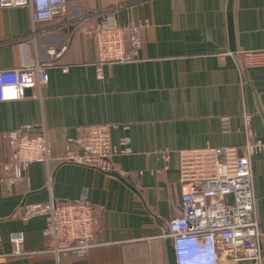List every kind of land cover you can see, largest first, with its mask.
<instances>
[{"label": "crops", "instance_id": "1", "mask_svg": "<svg viewBox=\"0 0 264 264\" xmlns=\"http://www.w3.org/2000/svg\"><path fill=\"white\" fill-rule=\"evenodd\" d=\"M111 13L141 26L133 61L99 64L95 38L76 27ZM236 51L264 49V0H234ZM67 50L41 88L0 101V170L12 157L8 133L47 130L53 157L24 178L0 174V264H155L168 262L169 221L179 213L182 156L207 147H242L244 114L264 140V66L239 69L228 27V0H68V15L34 22L28 7L0 5V69L32 63L51 46ZM236 59L240 55L235 54ZM62 66L68 70L63 71ZM99 72L101 76H99ZM231 117L224 129L221 117ZM111 125L130 139L114 171L66 163L68 139L88 125ZM264 264V153L252 161ZM87 195L101 207L97 244L59 260L45 252V218L24 220L27 205ZM23 232L27 254L10 256Z\"/></svg>", "mask_w": 264, "mask_h": 264}, {"label": "built area", "instance_id": "2", "mask_svg": "<svg viewBox=\"0 0 264 264\" xmlns=\"http://www.w3.org/2000/svg\"><path fill=\"white\" fill-rule=\"evenodd\" d=\"M2 7H28L34 22L55 20L68 15V0H0ZM78 23L77 29L96 40L99 64L133 61L141 47V26L120 24L111 13L98 21ZM68 45L51 46L44 56L19 67L0 69V101H16L25 96L26 88L43 87L49 80V69L58 66ZM239 54L236 59L235 54ZM239 69L264 66V49L229 52ZM67 71V66H62ZM99 76L101 73L99 72ZM245 142L242 147H207L182 156V182L179 213L169 221L166 234L173 242L176 264H262V232L257 214L252 171L253 157L264 153V140L251 127V115L244 114ZM224 129L230 127L231 117H221ZM111 125H88L75 138L63 157L73 163L111 173L113 159L131 152L130 139L123 137L114 143ZM12 148L11 160L2 166L11 180L24 178L31 163L47 165L53 157L47 130L37 133L13 130L8 133ZM1 169V170H2ZM0 170V174H1ZM36 216L45 218L43 234L45 252L58 260L76 253L86 255L96 244L101 226V207L94 205L87 195L73 201L26 206L24 220ZM10 256L27 254L22 249L23 232L10 238ZM155 264H169L168 262Z\"/></svg>", "mask_w": 264, "mask_h": 264}, {"label": "water", "instance_id": "3", "mask_svg": "<svg viewBox=\"0 0 264 264\" xmlns=\"http://www.w3.org/2000/svg\"><path fill=\"white\" fill-rule=\"evenodd\" d=\"M233 2L234 0H228V27H229L231 49L232 51H236L235 29H234V22H233ZM30 89L31 88H26L25 94L31 91ZM169 264H176L173 242H172V247H171L170 255H169Z\"/></svg>", "mask_w": 264, "mask_h": 264}]
</instances>
